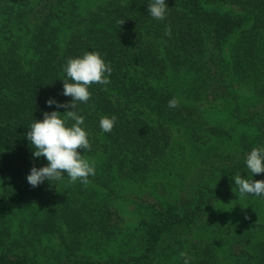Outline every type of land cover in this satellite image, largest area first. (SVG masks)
<instances>
[{
    "label": "trees",
    "instance_id": "obj_1",
    "mask_svg": "<svg viewBox=\"0 0 264 264\" xmlns=\"http://www.w3.org/2000/svg\"><path fill=\"white\" fill-rule=\"evenodd\" d=\"M149 3L0 0V264H264V223L248 215L262 203L233 200L235 175L264 180L245 163L264 146V0H166L164 20ZM88 51L112 68L77 104L91 144L79 151L95 175L86 186L65 173L32 187L31 168L47 161L26 133L43 113L72 110L46 101L71 102L63 69ZM235 87L250 96L238 101ZM215 108L225 121L209 119ZM113 115L105 133L100 119ZM179 132L197 167L192 198L135 203L126 226L129 194L187 148Z\"/></svg>",
    "mask_w": 264,
    "mask_h": 264
},
{
    "label": "clouds",
    "instance_id": "obj_2",
    "mask_svg": "<svg viewBox=\"0 0 264 264\" xmlns=\"http://www.w3.org/2000/svg\"><path fill=\"white\" fill-rule=\"evenodd\" d=\"M147 11L157 20H164L168 11L166 0H151ZM124 20L120 21V25ZM170 27L165 30V35H170ZM66 79L63 80V95L70 96L71 102L66 104L57 103L53 99L46 101L57 108H71L61 114L58 111L43 113L42 120H36L30 125L26 133L27 140L31 143L34 151L33 157H44L47 165L36 168L33 166L27 175V182L36 187L45 180H63L64 174L68 176V183L74 184L78 180L87 185L90 183L89 176L95 175L94 162L90 161L79 150L90 151L91 144L89 133L82 127L84 117L78 114L77 104L87 103L91 98L89 88L93 84L108 85L112 68L106 63L102 55L97 51L85 52L82 56L69 58L64 67ZM71 81V82H69ZM179 99L173 97L168 106H179ZM71 120L73 123L68 124ZM117 117H102L100 127L105 133H110L115 126ZM247 169L251 174L264 173V146L253 148L246 156ZM240 196L251 195L264 197V180L242 178L240 174L233 177ZM181 257L186 253L181 252ZM184 264H188L185 258Z\"/></svg>",
    "mask_w": 264,
    "mask_h": 264
},
{
    "label": "rangeland",
    "instance_id": "obj_3",
    "mask_svg": "<svg viewBox=\"0 0 264 264\" xmlns=\"http://www.w3.org/2000/svg\"><path fill=\"white\" fill-rule=\"evenodd\" d=\"M86 2L88 3V1ZM235 90L238 92L239 95L238 101H241V99L244 98L247 99V97L250 96V94L243 89L240 90L235 87ZM218 106H222V105L218 104ZM258 108L259 106L257 105L255 109L258 110ZM226 117L227 114L218 111L217 108H215L212 111V113L209 111V119H211L212 121L223 122L225 121ZM224 127L226 128L228 126L224 125ZM250 132H252V130L247 131L248 134ZM175 138L178 144L180 143L181 145H185V138L183 132L176 133ZM186 147H187L186 149H182V150H179L177 148V153L174 154L175 157L172 158L170 157V159H166L161 164L160 169H158V171L154 172L148 177L149 179L148 184L144 183L138 185L135 189H133L131 194H129L131 201L128 202L129 204L126 206L127 213L124 214V218L127 221V222L125 221L126 226L127 224L135 225V222H137V215L134 214V209L136 208L134 207L135 203H141V202L152 203L156 200H162L165 202H174V198L176 196H180L181 198H183L181 200H190L192 198L193 195L190 197V195H187L185 193L188 184H191L194 181L193 179L195 178L197 167L194 166V168H191V165L189 163L188 153H191L193 148H191L188 145ZM183 153H185V155ZM198 166H200V164H198ZM260 175L262 174L254 175L253 178H260ZM235 190H236L235 195L239 194L238 188H236ZM250 199H257V201L261 202L263 212L262 210L259 211V209H251L248 212V215L253 218L257 216L255 220H260V221H254L256 223H264V197H257L251 195L240 196V194L238 195V197H233L234 202L240 204L242 208H244L245 201ZM220 205L222 207H226V205L224 204H220ZM219 211L222 214H225L227 212V210H224L223 208L220 209ZM258 211L260 212L259 215H257ZM238 217H240L238 216V214H234L231 220L232 221L236 220Z\"/></svg>",
    "mask_w": 264,
    "mask_h": 264
}]
</instances>
